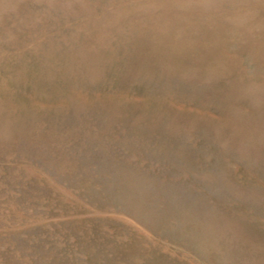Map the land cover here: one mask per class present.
Instances as JSON below:
<instances>
[{"label":"rangeland","instance_id":"rangeland-1","mask_svg":"<svg viewBox=\"0 0 264 264\" xmlns=\"http://www.w3.org/2000/svg\"><path fill=\"white\" fill-rule=\"evenodd\" d=\"M0 264H264V0H0Z\"/></svg>","mask_w":264,"mask_h":264}]
</instances>
